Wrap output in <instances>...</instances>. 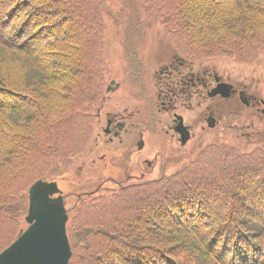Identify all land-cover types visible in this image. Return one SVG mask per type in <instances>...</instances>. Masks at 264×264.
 <instances>
[{"label": "trees", "instance_id": "trees-1", "mask_svg": "<svg viewBox=\"0 0 264 264\" xmlns=\"http://www.w3.org/2000/svg\"><path fill=\"white\" fill-rule=\"evenodd\" d=\"M135 1L187 58L264 60V0ZM112 13L107 0H0V253L29 226L31 186L90 150ZM68 212L69 264H264V142L215 139L174 172L82 194Z\"/></svg>", "mask_w": 264, "mask_h": 264}, {"label": "rangeland", "instance_id": "rangeland-1", "mask_svg": "<svg viewBox=\"0 0 264 264\" xmlns=\"http://www.w3.org/2000/svg\"><path fill=\"white\" fill-rule=\"evenodd\" d=\"M107 1L113 13L107 18V54L111 64V77L107 80L106 85L108 88L111 81L115 80L118 84L121 83V86L116 92L106 90L107 94L103 103L96 109L99 123L89 152L75 161L74 165H67L66 172L56 180L65 195L67 209L82 194L102 190L128 178V174L133 173V169L136 170V173L146 169L148 175L145 179H153L162 173L176 171L198 154L194 152L196 148L191 147L194 142L196 144L197 138L184 148H180L178 142L165 133L170 120L168 113L163 112L160 115L157 112L158 102L155 94L157 79L154 67L157 66L160 56L165 57L167 55L165 53L177 52L171 40L159 24L146 21L135 0ZM127 39L133 40L138 46L137 51L141 52V58L144 61V64L140 66L144 71L137 75L138 79L136 80L131 78L136 73L134 70L132 71L131 64L128 63L125 55L126 50H129ZM129 47H133L132 43L129 44ZM194 60L199 62L198 65L205 63L216 67L219 74H223L224 71L234 76L244 74L237 81L247 79L245 85L257 93L259 91L264 96V60L260 63H239L225 57L195 58ZM233 80L236 79L233 78ZM218 104L223 105V101H219V98L207 101V105L213 107ZM232 107L230 105L228 108ZM108 111L117 114L126 112L128 116L132 115L131 119L128 118V122L137 123L132 130L135 133L138 130L144 131L146 144L142 151L134 152L135 147L131 142L130 133L124 137L123 143L107 141L103 128L106 125ZM184 114L187 119L192 120L193 117L199 116L201 111L199 112V109L184 110ZM152 121L156 122L155 129L148 126ZM235 123L224 118L216 128L209 129L207 127L204 134L205 146L215 139L224 140V138L241 144L245 149H252L255 145L263 142H251L246 137H236L237 129L232 126H228V129L225 128L227 124ZM157 151L161 156L160 163L157 162L158 166L157 164L154 166V168L157 167L156 171L152 170L153 166L143 169L141 164L135 163L141 157L153 158ZM167 156L169 158H166ZM164 161L167 163L163 164ZM130 164H132L131 167H129Z\"/></svg>", "mask_w": 264, "mask_h": 264}, {"label": "flooded vegetation", "instance_id": "flooded-vegetation-1", "mask_svg": "<svg viewBox=\"0 0 264 264\" xmlns=\"http://www.w3.org/2000/svg\"><path fill=\"white\" fill-rule=\"evenodd\" d=\"M165 54H167L165 57H159L158 64L154 67V69L159 67L155 69L157 79L155 94L160 106L157 104L156 107L160 115L163 112L168 113L170 120L165 133L178 142L180 148H184L197 138L196 144L194 142L191 146L196 148L194 152L197 154L205 146L204 134L207 127L216 128L224 118L227 121L236 122L227 124L225 128L232 126L239 130L238 137H246L251 142H264V96L245 85L247 79L237 81L244 74L234 76L227 71H224L225 74H219L216 67L205 63L198 65V61L181 56L177 52ZM125 55L128 63L131 64L132 71L136 73L131 78L136 80L137 75L144 71L142 67L140 68L144 64L141 52L126 51ZM233 78L236 80L234 81ZM120 86L121 83L118 89ZM216 91L217 94L213 95ZM215 98L223 101V105L218 104L215 107L207 105V101ZM230 105L233 106L231 109L228 108ZM193 109H199L201 114L189 120L184 110ZM128 118L131 119L132 115L128 116L126 112L117 114L108 111L103 133L110 143H116V141L123 143L124 137L130 133L131 142L135 147L134 152L142 151L146 144L144 131L138 130L135 133L132 129L137 123L128 122ZM211 123L215 126H211ZM155 124L156 122L152 121L148 126L155 129ZM160 156V152L157 151L153 158L141 157L135 163L141 164L143 169L153 166L152 170L156 171L157 167L154 168V166L157 162L160 163ZM165 163L167 162L164 161L163 164ZM131 166L132 164L129 167ZM160 168L162 169L161 166ZM147 173L146 169L138 173L133 169V173L128 174V177L144 179Z\"/></svg>", "mask_w": 264, "mask_h": 264}, {"label": "water", "instance_id": "water-1", "mask_svg": "<svg viewBox=\"0 0 264 264\" xmlns=\"http://www.w3.org/2000/svg\"><path fill=\"white\" fill-rule=\"evenodd\" d=\"M118 87L112 80L107 91ZM29 195V226L0 253V264H69L73 254L67 229L69 214L58 182L40 179L31 186Z\"/></svg>", "mask_w": 264, "mask_h": 264}]
</instances>
